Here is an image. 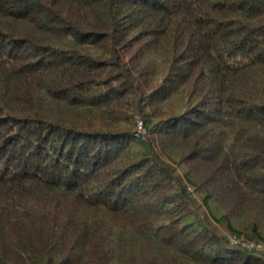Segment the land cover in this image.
<instances>
[{
	"label": "trees",
	"instance_id": "obj_1",
	"mask_svg": "<svg viewBox=\"0 0 264 264\" xmlns=\"http://www.w3.org/2000/svg\"><path fill=\"white\" fill-rule=\"evenodd\" d=\"M221 227L264 242V0H0V264H264Z\"/></svg>",
	"mask_w": 264,
	"mask_h": 264
},
{
	"label": "rangeland",
	"instance_id": "obj_2",
	"mask_svg": "<svg viewBox=\"0 0 264 264\" xmlns=\"http://www.w3.org/2000/svg\"><path fill=\"white\" fill-rule=\"evenodd\" d=\"M173 101V99H171L170 101H167L166 103H165V106H166V109H167V107L168 106H170L171 105V102ZM136 117H137V121H141L142 122V119H141V117L139 116V115H136ZM140 131H145L144 130V127H143V125H142V130L140 129ZM146 134V135H145ZM144 135L145 136H149L147 133H145ZM211 211L213 212V214H214V216H216V217H219L220 215H221V211H218V210H216V206H215V204H212L211 205ZM234 225H235V227L239 230V231H242L243 229H244V227L247 225V221H245V222H238V221H234ZM245 230V229H244ZM264 230V229H263ZM219 232H220V234L222 235V236H224V237H226L227 239H234V238H236L233 234H230L225 228H223V227H221V228H219ZM264 232V231H263ZM241 238H244L245 240H248V241H252V242H254V243H257V245L258 246H260L259 247V250L262 252V254H263V256H264V242H261V241H255V240H253V239H248V237L247 236H245V234L241 237ZM191 264H195V263H191Z\"/></svg>",
	"mask_w": 264,
	"mask_h": 264
},
{
	"label": "built area",
	"instance_id": "obj_3",
	"mask_svg": "<svg viewBox=\"0 0 264 264\" xmlns=\"http://www.w3.org/2000/svg\"><path fill=\"white\" fill-rule=\"evenodd\" d=\"M137 123H138V133L144 135L145 131L144 132L140 131V129L142 130L143 123L141 121H137ZM230 242H231L232 245L240 244L241 246L245 247L248 250H254V249L259 250V247H260L256 243L248 241V240H245L244 238L230 239Z\"/></svg>",
	"mask_w": 264,
	"mask_h": 264
}]
</instances>
